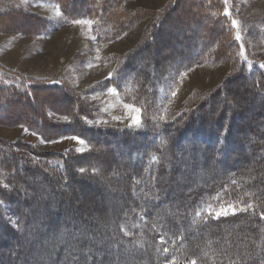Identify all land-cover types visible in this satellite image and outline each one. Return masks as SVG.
<instances>
[{
  "label": "trees",
  "instance_id": "16d2710c",
  "mask_svg": "<svg viewBox=\"0 0 264 264\" xmlns=\"http://www.w3.org/2000/svg\"><path fill=\"white\" fill-rule=\"evenodd\" d=\"M52 1L64 21L92 22L100 44L148 15L122 11L126 0ZM232 10L238 18L223 0H169L154 15L102 83L139 109L135 129L89 125L96 111L67 81L51 84L0 65V126L86 145L83 152H46L0 139V264H264V193L251 189L264 163V64L249 70L240 59ZM16 18L32 20L7 12L0 24ZM209 52L214 61H230L226 79L193 108L161 122L159 89ZM228 205L240 209L214 215ZM95 206L111 215L108 222L93 213ZM242 222L254 232L249 261L250 251L227 254L218 238Z\"/></svg>",
  "mask_w": 264,
  "mask_h": 264
},
{
  "label": "rangeland",
  "instance_id": "374dc122",
  "mask_svg": "<svg viewBox=\"0 0 264 264\" xmlns=\"http://www.w3.org/2000/svg\"><path fill=\"white\" fill-rule=\"evenodd\" d=\"M168 1H124L121 5L122 11L132 13L136 10H145L148 15L135 23L120 38L100 44L96 42V31L92 22L85 19L64 21L58 6L52 0H0V14L7 12L13 16L30 14L32 17L31 21L24 20V22L22 18H16L17 21L10 19V22L2 19L4 24H0V65L21 76L45 80L51 84L60 80L67 81L80 93L86 103L95 109L96 117L87 121L89 125L135 129L141 124L139 109L125 103L114 88H104L102 83L110 79L122 56L137 45L149 28L154 15L164 8ZM223 2L227 5V9L235 8L238 13V18H235V12L232 10L234 12L232 23L241 45L240 59L245 62L249 70L260 68L264 64V0H223ZM26 26L30 29L37 27L44 30L40 34H25L24 32H28L25 30ZM229 71L228 59L214 61L209 52L203 63L183 72L173 84L160 88L157 105L161 122L172 121L183 110L193 108L198 100L223 83ZM53 118L61 121L56 116ZM0 139L7 142L21 140L46 152L70 148L83 152L86 149L84 142L76 137L45 142L20 126L12 128L0 126ZM254 159L255 163L252 162L246 168L250 173L257 163V157ZM261 168L256 175L260 183L251 186L252 191L259 194L264 193V163L261 164ZM223 174L224 172L220 171L218 177ZM252 178L253 176H248V180ZM93 199L89 200V203L94 207ZM76 207L80 208V206ZM237 209L240 207L223 206L217 209L214 215H230ZM93 213L100 217L102 223L108 222L111 218L108 212H101L96 206ZM102 226L101 230H104L106 226L104 224ZM250 226L251 223L242 222L237 224L236 228L223 231L218 236L222 244H226L227 254L242 257L248 250L250 256L245 257V260L249 261L253 257L251 239L254 232L249 233L245 230ZM42 236L43 234L40 235ZM188 238L191 239L190 236ZM237 238L241 240L237 241ZM213 241L216 242V239ZM191 246L199 247L200 244L191 243Z\"/></svg>",
  "mask_w": 264,
  "mask_h": 264
},
{
  "label": "crops",
  "instance_id": "0c3cea01",
  "mask_svg": "<svg viewBox=\"0 0 264 264\" xmlns=\"http://www.w3.org/2000/svg\"><path fill=\"white\" fill-rule=\"evenodd\" d=\"M4 67V66H3Z\"/></svg>",
  "mask_w": 264,
  "mask_h": 264
}]
</instances>
